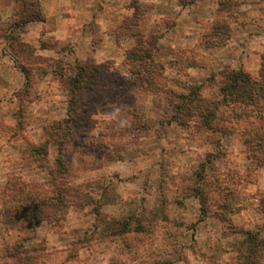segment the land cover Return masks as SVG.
I'll list each match as a JSON object with an SVG mask.
<instances>
[{"label": "clouds", "instance_id": "clouds-1", "mask_svg": "<svg viewBox=\"0 0 264 264\" xmlns=\"http://www.w3.org/2000/svg\"><path fill=\"white\" fill-rule=\"evenodd\" d=\"M146 3L155 7L145 17L146 24L142 28L145 31L158 24L162 17L174 18L176 13L181 12L177 0H146ZM240 3L243 4L244 0H240ZM99 4L100 0H71V2L69 0H0V64L3 66V76L7 83L5 115L10 119L11 113L20 106L24 109L26 121V130L23 133L15 127V120H11L12 127H8L7 123L0 126V137H2L0 144L3 148L0 157V255L12 251L14 246L23 243L24 238L28 237V242L24 243L23 247L34 258L35 264H64L65 261L67 264H154L165 260L171 261L172 264H186L185 257L192 260L193 264H264V215H255L253 211L255 204L249 209L248 217L244 218L249 221L246 227L250 229V233L239 231L232 226L233 221L236 225H240L239 217L229 216V219L223 222L217 218L216 213L221 211L219 205L225 201L215 194L204 205L207 210L206 215L200 212L199 207L193 209L187 218L183 210H176L175 213L171 211L173 201L179 195L182 185L177 183L171 171H168L161 180L151 178L153 173L158 172V166L148 165L144 155L156 151L159 147L157 136L163 132L159 124L165 117L161 108L154 105L159 103L164 107L165 98L134 83L137 78L133 73L139 68L136 64L128 65L131 71L125 72L123 77L125 84L116 100L107 101L111 105L107 126L117 134V138L111 141L97 139V145H106V147H101L90 159L82 161L79 156L69 158V172L79 174L81 181L91 182L92 188L81 187V199L77 200L70 196L65 201L66 207L58 204L54 199L55 188L52 181L56 173L55 147L50 146L49 157L37 161L43 165L41 169L37 167V163H33L31 146L21 138L30 139L35 130L47 126L46 116L42 111L47 105L28 104L27 100L23 105H18L16 98L12 96L13 92L23 93L25 89L31 93L28 99L43 95L41 80L43 84H47L52 69H47L49 73L47 76L43 74L37 76L41 66L34 63V59L14 57L15 44L8 37L21 36V29L15 28V25L26 17L25 8H27L36 12L46 22H29L23 31L34 36L36 31L43 28L48 36H55L61 41L58 47L70 45L74 52L72 55L64 53L62 58L66 60L67 65H74L77 58L82 59L85 54L91 55L89 43L92 39L119 31L120 18L117 8L105 3L104 11L101 12ZM117 7H123V4ZM209 7L210 5H196V8L203 9L205 14L208 13ZM71 9L76 10L75 18L81 25H90L95 17L99 30L94 34L85 31L84 35L65 39L61 35L62 15ZM194 11V9L185 10L181 19L191 21L188 13ZM241 12L246 13L245 16L240 17L247 25V31L243 33L244 38L247 39V32L259 33V42L264 43V0H256L255 4L249 0L245 6L236 11V16H240ZM127 15L131 16V12ZM223 19L228 18L223 17ZM189 27L194 28L191 23ZM205 30L202 27L198 30L194 28L196 39H199ZM233 38L236 39L238 36L234 35ZM123 42L129 47L134 44L127 34L124 35ZM10 44H13V48L9 47ZM106 44L113 47L110 37L106 40ZM198 51L208 59V71H219L222 64L227 63L223 51L205 52L202 48ZM17 60L21 64L28 65L33 73V82L30 85L26 84L25 77L13 66ZM181 78L186 82L188 80L186 76ZM7 98L13 101L10 106ZM193 112L189 124L198 125L200 120L195 107ZM141 124L148 130L142 140L133 144L131 148L116 147L131 142L133 137L128 134L129 131ZM121 133L123 135H120ZM215 138L210 132L201 129L197 142L203 147L199 153L190 155H199L202 160L203 153L214 151L211 140ZM39 139L42 142L44 137L41 136ZM178 147L185 146L180 144ZM65 150H68L67 146ZM141 161L145 163L142 165ZM197 163L198 160H192L190 164L182 163L180 170L186 173L180 178L184 181L183 187L191 183L189 177L191 171H195ZM248 163L255 168L254 162ZM89 165L102 168L107 173L106 178L82 174L81 170ZM113 172H118L122 179L133 174L138 177L134 185L137 189L136 198L129 197L111 202L99 199L96 180L110 190L119 188L118 182L112 178ZM260 174L264 175V168L261 169ZM56 183L59 184L60 180L57 179ZM261 187L264 188V184ZM92 195L98 199L102 211L99 218L94 215L88 217L85 226L88 232L85 237L83 230L73 233L72 229L80 226L76 218L83 217L85 212L90 210L87 207L81 210L79 205L84 203L87 196ZM139 197H145V200L142 202ZM244 202L250 203L248 200ZM188 203L192 204L193 201ZM25 208L29 209L28 217L17 221L16 214ZM164 215H168L167 221H164ZM33 216L42 224L40 228L29 231L26 224L31 222ZM129 216H135L143 222L147 234L139 237L142 243H137L136 240L124 235H112L105 231L106 224L121 221ZM58 221L63 227L57 225ZM93 223L98 227L93 228ZM180 224H183V227H180ZM53 232L60 237L56 247L63 248V252H57L50 246L46 252L31 251L33 248L41 247L44 237ZM85 239L86 243H79ZM69 254L75 258L68 259ZM0 264H6V256Z\"/></svg>", "mask_w": 264, "mask_h": 264}, {"label": "rangeland", "instance_id": "rangeland-1", "mask_svg": "<svg viewBox=\"0 0 264 264\" xmlns=\"http://www.w3.org/2000/svg\"><path fill=\"white\" fill-rule=\"evenodd\" d=\"M108 3L114 7L120 4L138 7L139 18L128 17L126 12H123L125 16L123 25L134 24L122 32L120 28L116 32L123 36V40L124 35L127 34L134 41L131 47L124 43L123 59H120L121 51L116 48L102 47V53L106 52L115 58L102 62L97 61L94 54L97 49H100L99 36L92 39L89 44L91 55L85 54L82 59L77 58L74 65H67L66 60L62 58L64 53L72 55L74 49L70 45L58 47L60 43L50 37L43 38L50 48L46 55L36 54V49L29 45L23 48L20 44L22 41L16 36L14 41L12 40L15 47L13 48V44L9 45L10 48H13L14 57L34 59V63L41 66L37 76L41 74L47 76L49 74L47 69H52L51 78L47 84H43L41 80L43 95H38L35 99H28L31 93L27 89L23 93L16 92L14 95L18 105H23L25 100L28 104L47 105L46 108L42 109L46 116L47 126L35 130L30 139L21 138L25 139L26 143L31 146L30 154L33 157V163H37L41 158L49 157L51 154L50 146L55 147L57 152L54 161L56 173L52 181L55 188L54 199L57 200L58 204L66 207L65 201L70 196L77 200L81 199V187L92 188L91 182L81 181L79 174L69 172V158L79 156L82 161L90 159L101 147H106V145H97V139L111 141L117 138V134L107 126L109 111H111V105L107 101H115L122 91V86L125 84L124 74L126 71H131L128 65H139L138 59L133 55L136 53L148 56L149 60H144L146 64L142 65L143 68L139 66L133 73L137 78L134 83L142 89L159 93L165 98L164 107L159 103L154 105L161 108L165 117L159 124V127L163 129L162 134L157 136L159 147L156 151L144 155L148 165L158 166V172L153 173L151 178L161 180L168 171H171L174 178L177 179V183L182 185L179 195L173 201L171 211L175 213L176 210H183L187 218L193 209L199 207L200 212L206 215L207 210L204 205L215 194L225 201L219 205L221 211L216 213L217 218L223 222L228 220L229 216L239 217L241 218L240 225H236L233 221L232 226L239 231H250L246 227L249 221L244 218L248 217L252 205H256L253 209L255 215H264V188L261 187L264 184V175L260 174L261 169L264 168V100L258 99L260 101L254 107L238 103L218 105L220 107L219 109L217 107L218 110L216 111L214 106L222 103L223 95L220 92V87L225 82L223 74L229 70V66L222 65L219 71H208L206 67L202 69L200 66L188 70V65H195L193 56L184 55L178 61L162 59L165 54L173 53L172 50L159 39L151 44V38L162 36L174 19L162 17L157 25L145 31L142 28L146 24L147 13L142 2L139 0H126V2L125 0H109ZM177 5L181 6L179 0H177ZM225 14L221 13L222 19ZM96 31H98L97 28H87V32L94 34ZM116 33L110 34L113 37ZM191 51H195V46L191 47ZM91 60H94L93 63L96 67L92 70L86 69L87 75L91 74L90 76L79 77L81 82L75 88L74 98L70 101L69 89H71V85L68 78L78 73L79 64L87 62V65H91ZM14 65L17 67L25 66L29 70L28 65L19 63V60ZM60 73L63 75L62 77L59 75ZM181 76L188 77L187 82ZM27 81L28 85L33 82V73L30 70ZM194 92L197 93L196 97L193 96ZM183 96L192 97V99L182 100L181 97ZM185 102L189 104L184 105L177 112L176 106ZM194 107L200 120L198 125L189 124L194 115ZM201 112H208L207 120L211 128L203 125L204 120ZM11 120L16 121L15 127L21 133L26 130L23 107L18 106L17 110L11 113L10 119L5 115V107H0V126L7 123L8 127H12ZM201 129L210 132L212 137H216L211 140L214 151L203 153L202 160H200L199 155H190L199 153L203 147L197 142V136ZM147 131L143 124L137 125L128 133L133 137L132 141L116 147L120 149L133 147V144L144 138ZM41 136L44 137L42 142L39 139ZM180 144H183L187 150L185 147H178ZM66 146L67 151L65 150ZM2 152L3 148L0 144V157H2ZM192 160H198L199 163L195 165V171L189 169L191 171V177H189L191 183L187 187H183L184 181L180 178L184 177L186 173L181 172L180 169L182 163L190 164ZM249 161L254 162L255 168L249 165ZM144 163L145 161H141L142 165ZM37 167L42 169L43 165L37 163ZM81 172L88 176L99 175L101 178L107 176L102 168L91 165L83 168ZM49 175H53V173H49ZM111 175L118 182L119 188L110 190L109 187L101 185L100 181L96 180V189L100 193L99 199L111 202L129 197L136 198L137 189L134 185L138 177L135 174L126 179H122L118 172H113ZM210 177L211 179H209ZM57 179L60 180L59 184L56 183ZM76 184L78 186H74ZM139 199L143 202L145 197H139ZM245 200L250 201V203H245ZM188 201H193V203L189 204ZM79 207L81 210L86 207L90 210L85 212L83 217L76 218L80 226L72 229V232L77 233L83 230L85 237H87L88 230L85 226L88 223V217L94 215L99 218L102 206L96 196L92 195L87 196L84 203ZM26 218L23 211L15 216L17 221ZM163 219L167 221L168 215H164ZM41 224L42 222L38 219L31 220L26 224V228L31 231L40 228ZM125 224L128 226L125 227ZM57 225L63 227L59 225V221ZM179 226L183 227V224ZM92 227L97 228L98 225L93 223ZM105 231L112 235L127 236L136 240L137 243H142L139 237L147 234L143 222L135 216L106 224ZM59 239L60 237L55 232L50 233L44 237L41 247L33 248L31 251L46 252L50 246L57 252H63V248L56 247ZM27 242L28 237H25L23 243L14 246L12 251H6L5 255H0V261L5 260L6 256V264H35L34 258L23 247V244ZM86 242L85 239L79 243ZM74 258L72 254H69L68 259ZM184 259L186 264H193L192 260L187 257ZM64 264H67V261ZM154 264H172V262L165 260L154 262Z\"/></svg>", "mask_w": 264, "mask_h": 264}, {"label": "crops", "instance_id": "crops-1", "mask_svg": "<svg viewBox=\"0 0 264 264\" xmlns=\"http://www.w3.org/2000/svg\"><path fill=\"white\" fill-rule=\"evenodd\" d=\"M222 0H196L190 5L186 6H178L181 9V12L176 13L175 17L173 18V23L170 27L165 29L164 34L159 38L160 42H164L168 45L173 53L165 54L162 59L167 58L166 60H176L178 61L182 56L189 55L193 56V60L195 61V65H188V70H191L192 67H198L203 69V67L208 66L209 61L206 57H203L198 49H203V51L208 52L209 50H220L223 51L225 54V59L227 63H223V66H229L230 69H242L246 73H248L251 77L257 78L259 75V69L261 66L262 55L264 54V43L259 42V33H252L247 32V39L244 38L243 33L247 31V25L245 20L241 19L240 17L245 16L246 13L241 12L240 16H236V11L243 6H245L249 0H244V3L241 4L240 0H229L230 2L222 3ZM71 2V0H69ZM109 0H100V4L98 5L101 12L104 11L103 5L108 3ZM145 5L146 13H150L153 8L155 7L153 4L146 3V0H139ZM253 4H255L256 0H251ZM197 4H204L210 5L208 8V13L205 14L203 9H197ZM118 6V5H117ZM117 11L119 13L120 18V25L119 28L123 25L125 16L123 12L127 13L131 12V16H133L135 12V8L133 5L117 7ZM194 9V12H189L188 15L191 16V21L187 19H181V16L184 14L185 10ZM75 9H71L65 11L62 15L63 26L61 35L65 39L75 38L79 35H84L87 28L94 27L99 30V25L96 24L95 17L93 18L90 25L84 26L79 23V21L75 18ZM221 13H226L225 17L228 19L227 21V35L225 36V40L219 44H214L213 40H217V36H211L212 28L215 22L218 19H222ZM129 17V15H127ZM36 23H44L43 19L41 21H32ZM29 23V22H28ZM194 26L195 29H206L202 32L199 39H196V32L194 28L189 27V24ZM27 24V23H26ZM22 25L21 29V36L19 37L20 40L29 46H32L36 49V54L39 55H46L48 54V49H41L40 48V40L45 37H50L58 43H61L59 39L55 36H48V33L45 29L41 28L35 32V35H31L30 33L23 31L25 25ZM157 25V24H156ZM234 35L238 36V38L234 39ZM27 37V38H25ZM111 38L112 45L117 50L121 51L120 59L124 58L123 55V36L118 35L117 33L113 35L109 34L107 36H99V47L94 54V58L102 62L104 60H113L115 56L108 54L106 52L101 51L102 47L109 48L106 44V40ZM255 37V40H254ZM114 40H113V39ZM119 39V40H118ZM92 41V40H91ZM90 41V43H91ZM118 41L120 45L118 46ZM89 43V44H90ZM182 45V46H181ZM195 46V51H191V47ZM198 48V49H197ZM6 58V57H5ZM191 58V57H190ZM118 59V58H116ZM17 71H19L24 77L21 67H17L13 65ZM3 66L0 64V107H5L6 101V93L5 88L7 87V83L4 80L3 76ZM26 80V79H25ZM14 93L12 96L15 97ZM16 98V97H15ZM17 101V98H16ZM7 103L10 106L13 101L11 98H7Z\"/></svg>", "mask_w": 264, "mask_h": 264}, {"label": "trees", "instance_id": "trees-1", "mask_svg": "<svg viewBox=\"0 0 264 264\" xmlns=\"http://www.w3.org/2000/svg\"><path fill=\"white\" fill-rule=\"evenodd\" d=\"M196 0H179L180 5L181 6H186V5H190L193 2H195ZM229 0H222V3H229ZM135 8V12L133 14V18H139V14H138V7L134 6ZM25 12H27V15L24 19L21 20V22L17 23L15 25V28H20L22 25L28 23V22H32V21H41L42 19L38 16V14L34 11H29L27 8H25ZM134 24V23H132ZM131 23H127L125 25H122L120 27V31L122 32L125 29H128L129 27H131L132 25ZM214 34L217 36V40H213L214 44H219L221 42H223L225 40V36L227 35V21L224 19H218L213 28H212V34L211 36H214ZM161 37H155V38H151V44H154L153 41H158V39ZM15 36H10L8 37V39L13 40L15 39ZM21 46L23 48H26L28 44L21 42L20 43ZM40 48L41 49H50L48 47V44L46 43V41L44 40H40ZM133 55L135 56L136 59H138L139 62V66L140 68L142 67V65H145L146 63H144L146 61L149 60V57L146 55H140V54H136L133 53ZM94 60H91V65H87V62H85L84 64H79L78 65V73L75 74V76L69 77L68 80L70 82L71 85V89H69V96H70V101L74 98V94H75V88L79 85V83L81 82L79 77L81 76H90L91 74L87 75L86 73V69H94L96 67V65L93 63ZM148 66V65H147ZM146 67V66H145ZM143 68V67H142ZM21 70L23 72V74L25 75V81L26 84L28 85V72L29 70L26 69L25 66L21 67ZM147 70V68H146ZM138 73V72H137ZM61 77L63 76L61 73L59 74ZM223 78L225 79L224 84L220 87V92L223 95V99H222V103L221 104H214L216 105V107L214 106V108L216 109V111L219 109L220 106L222 105H228V104H232V103H238L240 105H249L250 107H254L257 105V103L260 101H258V99H262L264 100V54L262 55V61H261V66L259 69V75L257 78H253L251 77L248 73H246L245 71H243L242 69H230L226 70L223 74ZM26 90V89H25ZM197 93L194 92L193 96L196 97ZM181 99H185L186 101L188 99H192L191 98H187L185 96L181 97ZM203 101V99H202ZM213 103H215V101H212ZM190 103V100H189ZM189 103H180L178 106H176V110L178 112V110H181L182 107H184V105H188ZM204 103V102H203ZM218 105H220L218 107ZM218 107V109H217ZM207 109V108H206ZM201 116L203 118V125L206 126L207 128H211L210 124L207 120V116H208V112H201ZM210 116V115H209ZM45 151V150H43ZM35 209H33L34 211ZM28 212L29 209L25 208L23 210V213L25 214V218L28 217ZM37 219L35 216L32 217L31 220H35ZM128 225L125 224V227H127ZM246 233H250V231H246Z\"/></svg>", "mask_w": 264, "mask_h": 264}]
</instances>
